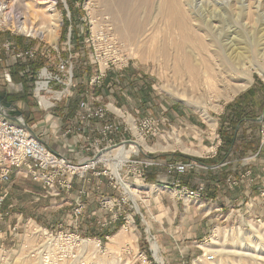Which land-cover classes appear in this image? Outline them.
Wrapping results in <instances>:
<instances>
[{
  "label": "rangeland",
  "instance_id": "1",
  "mask_svg": "<svg viewBox=\"0 0 264 264\" xmlns=\"http://www.w3.org/2000/svg\"><path fill=\"white\" fill-rule=\"evenodd\" d=\"M0 1L8 6L16 5L19 14L27 12L32 15L33 10L40 11L43 7L40 5L43 0ZM55 1L61 22L57 45L0 26V52L3 51L13 59L6 64L5 56L0 54V97H18L24 92V86L13 82V78L14 86L8 85L5 78L8 72L5 70L13 68L15 62L28 65L26 71L20 73L23 76L27 75V71L33 72L29 65L36 63L40 67L34 77L37 76L38 79L42 76L46 81V77L58 75L63 76V82L53 79L47 84L48 91L41 93L47 100L50 99L44 103L47 110L39 109L36 104L35 84L27 89L33 95L30 103H27L28 107L24 103L19 107L15 104L34 133L46 132L49 126L46 119L51 124L53 119L49 116H56L54 113L60 109H57L59 106L69 105L76 99L78 104L85 101L90 109L103 106L107 110L106 116L112 115L114 121L123 126L126 135L110 144L101 142L85 145L84 152L88 155L73 160L75 164L90 165L84 179H81L83 182H100L98 193H94L95 201L88 209L80 202L82 193L72 192L74 184L69 195L64 193L63 202L55 200L45 190L43 195L47 197L37 200L38 195H42L40 189H35L36 187L21 179L26 170L14 174L12 184L11 177L7 182H10L5 201L7 210L11 214L19 212L18 215H23L24 220L18 223L20 229L14 231L12 226L9 231L4 225L5 214L3 215L0 222V264H37L40 258L46 256L50 257V264H215L219 261L221 264H264V251H258L260 248L264 249V176L262 174L257 178L259 174L254 172V164L261 154L240 156L237 161L231 160L225 166L215 168L213 171L218 173V179L223 180L222 189H226V192L222 191L218 200L205 207L188 201L187 198L193 197H188L175 185L172 190L176 192L171 196L165 195L163 200H157L154 193L136 186L147 180L150 168L160 164L162 166V163L152 158L165 155L178 154L192 159L193 161L184 163L188 167L187 172L210 171L205 165L216 153L218 123L226 114L227 107L241 94L257 83L264 84V77L260 72L264 69V55L252 54L246 44L240 46L237 70L229 83L239 82L243 73L251 75L252 83L236 95L221 92L209 94L207 98L203 92L187 94L179 90L181 83L187 81L185 76L176 77L171 70L165 71L158 60L132 57L130 51H125L121 43L119 45L113 31L108 32L106 38L103 37L105 41L97 40L87 8L89 4L97 7V0ZM32 17L38 22L35 14ZM255 18H241L239 23H249L252 30L251 26L256 24ZM241 29L244 36L254 37L250 29ZM155 30L158 32L150 31V36L156 35L161 39L165 34L164 28ZM13 41L16 43H12ZM27 51L33 57L27 56L25 62L17 58L18 54ZM115 52L118 53L117 57ZM61 65H65L64 71L61 70ZM110 76L117 77L120 81L124 79L126 83L127 77H136V88H147V92L152 94V100L141 107L137 102L133 108L119 107L103 101L95 92H107ZM110 84L113 89L116 82L112 81ZM227 95L233 98L228 99ZM78 110L81 116L80 106ZM145 120L150 122L152 128L143 126ZM83 121L91 124L94 120ZM262 121L263 118L258 119L261 122V151L264 149ZM35 123L36 127L33 126ZM79 126V123H74L73 131H77ZM178 142L199 154L181 150ZM172 146L176 147L173 149ZM120 148L130 151L127 162L120 169L122 180L114 172L116 153ZM107 153L110 155L107 162L93 163ZM242 157L244 158L240 160ZM167 165H164L166 169ZM240 174H244L243 182ZM210 176L209 173L208 180ZM256 180L260 184L255 185ZM6 184L3 187L5 189L9 186ZM199 184V188L201 185L204 188L197 198H201L206 188L204 182ZM77 197L78 202L74 200ZM115 225L119 228L118 232L102 240L99 234L112 230ZM118 235H121L120 241L114 244L112 240ZM111 245L116 249H112ZM250 245L251 249L248 250ZM213 250H220L219 254ZM210 254L215 256L212 261L206 257Z\"/></svg>",
  "mask_w": 264,
  "mask_h": 264
},
{
  "label": "bare ground",
  "instance_id": "2",
  "mask_svg": "<svg viewBox=\"0 0 264 264\" xmlns=\"http://www.w3.org/2000/svg\"><path fill=\"white\" fill-rule=\"evenodd\" d=\"M55 4V0H43L40 11L33 10V14L28 15L27 12L19 14L16 5L8 6L0 1V26L57 45L61 22ZM96 4L97 7L89 4L87 8L98 41H105L107 33L113 31L119 45L122 44L125 51H130L132 57L158 60L165 71L171 70L176 77L185 76L187 81L181 83L179 90L187 94L203 92L207 98L209 94L221 92L236 95L252 83L251 75L247 73H243L239 82L229 83L237 70L240 46L246 44L252 54L264 55V0H97ZM34 14L38 22L33 20ZM249 16L256 17V26L252 25V30L249 23H239L241 18ZM159 28L165 30L161 39L156 35L150 36V31L158 32L155 29ZM241 28L250 29L254 37L244 36ZM110 42L117 44L111 40ZM116 54L118 56L115 52V56ZM260 72L264 77V69ZM227 97L233 98L230 95ZM13 111L12 107H4L3 110L5 113ZM141 143H144L143 140ZM178 144L187 153L199 154L179 142ZM129 152L125 148L115 152L114 172L119 180H122L120 169L127 162ZM109 156L108 153L104 154L93 163L107 162ZM43 234L46 235L45 232ZM120 238L121 235H118L112 242L118 244ZM255 247L258 249V244ZM111 248L116 249L112 245ZM213 251L219 254L220 250ZM258 251L263 252L264 249L260 248ZM244 255L246 256L245 252ZM37 264H50V257L40 258Z\"/></svg>",
  "mask_w": 264,
  "mask_h": 264
},
{
  "label": "crops",
  "instance_id": "3",
  "mask_svg": "<svg viewBox=\"0 0 264 264\" xmlns=\"http://www.w3.org/2000/svg\"><path fill=\"white\" fill-rule=\"evenodd\" d=\"M12 43L15 44L16 42L13 41ZM1 52L0 54L5 56L4 59L6 60L5 63L7 64L8 60H11V57H8L7 54H5L3 51ZM1 55L0 57H2ZM15 63L16 65H14L13 68L11 67L7 71L5 70V72L11 73L12 75V72L15 71L16 66L21 65V63ZM31 65L33 64L31 63ZM27 66L28 65H26L25 67L27 68ZM115 78H113V76H110V82H116V85L112 87L113 89L110 88L111 84L109 82L107 92H95V94L101 97L103 101H107L108 103H111L113 105L117 104L119 107L129 106L130 108H133V105H137L135 104L137 102L139 103V107H141L142 105H148V103L152 100V94L151 92H147V88H143V90L146 92L142 90V86L136 88V84L138 83V79L136 77L131 79L130 77H127L129 80H127V83L126 81H124V79L120 81L119 78ZM8 85H10V87H13L12 84L8 83ZM118 85H121V87H118ZM32 96L33 95L29 91L23 92V94L18 97L17 95L2 97L8 102L16 104L18 107L20 104L24 103L25 107L27 108V103H30V97ZM77 104L78 102H76L75 99L71 101L69 105L59 106L57 109H60L56 111L57 113H54V115H56L54 116L55 118L53 116H49V118L53 119V122L50 124L48 122L50 120L46 119V122L49 125L48 128H46V132L41 133V131H35L36 135L52 150L66 156L71 160H78L81 157L88 155V153L84 152L86 151L84 146L90 145L94 140H98L101 138L99 133L96 132V128L99 127L102 123L110 122L117 124V122L114 121L113 116L110 114L107 115L103 120H94L91 122V124H86L80 116V110H78ZM259 118H263L264 121V84L261 83H257L253 88L241 94L233 103H231L227 107L226 114L218 123L219 126L217 124H213L218 126V139L215 147L216 156H212L214 158L208 161V163L205 165V167H208L210 171L204 173L199 170L189 171L183 176L182 179L183 185L192 191L199 188L200 182H204L206 184V188L201 198H187L188 201L205 207L206 204L218 200L221 192H226V189H222L224 188V182L218 181V173L214 172L213 170L221 165L225 166L231 160L237 161L240 156H257L258 154H261L257 163L254 164V172H258L259 175L256 176L257 178L261 177L262 174L264 176V149L261 151V122H258ZM74 123H76L77 125L79 123V125L84 126L83 131L78 132L74 130L69 135V137H66L64 135L66 130L68 128H74ZM88 125L90 127H88ZM33 126L36 127V123ZM125 135L126 132L118 134L115 138L116 141L119 137L121 138ZM243 158L244 157H242L240 160H242ZM152 159L154 161L162 163V166L160 164L150 168L147 180H143L142 183L139 182L138 184H136V186H138L139 189H146V191L149 190V192L154 193L157 200H163L165 198V195L171 196L176 192L175 190L173 191L172 188L174 186V181L178 176L177 174L168 175L166 166L164 165H167L168 163H186L193 160L178 154H170L161 156L160 158ZM227 170L225 172H227ZM209 173L211 176L208 180L207 175ZM212 174L214 175L212 176ZM239 176L242 177L241 182H243L242 180L244 178V174H240ZM14 177L15 176L13 174L12 180L10 181L11 183L9 182L10 184H12ZM21 179L27 181L29 184L33 185V187H36L35 189H40L42 195L39 194V198H37V200H40L42 197H47L45 196V194L43 195L44 190L51 197L55 198V200L59 199L57 200L59 202L65 201L64 193H67V195L70 194L69 192L60 188L55 181L51 180L50 185L45 184L44 181L34 179L33 175L28 171L22 173ZM71 181L74 184L72 192L79 191L78 193H82L83 198H80V202L83 203V207L88 209L90 207L89 205L93 204L95 201L94 193H98L100 182H97L95 180L93 183L89 181L83 182L81 179L77 178H73L71 179ZM262 182H264V179L262 180ZM9 183H7L6 185H8ZM10 184L5 189L7 192L9 191ZM258 184H260V182L256 180L255 185ZM254 199H257V197H255ZM74 200L78 202L79 198L77 197ZM96 203L98 202L96 201ZM3 211L5 214V219L3 221L7 229L10 231L12 229V226H14V231L20 229V225L18 223L19 221L22 222L24 220L22 217L23 215H18L19 212L16 214H11L7 210V202H5L4 204ZM118 230V226L115 225L112 230H106L105 233L99 234V236L102 240H105L108 236L116 234ZM12 234L13 233H11V235Z\"/></svg>",
  "mask_w": 264,
  "mask_h": 264
},
{
  "label": "built area",
  "instance_id": "4",
  "mask_svg": "<svg viewBox=\"0 0 264 264\" xmlns=\"http://www.w3.org/2000/svg\"><path fill=\"white\" fill-rule=\"evenodd\" d=\"M27 56L33 57V54L29 51L18 54L17 58L25 62ZM64 71L65 65L60 66ZM30 74L29 71L26 72ZM6 81L14 86L12 82L11 73L6 74ZM32 85L36 86L34 98L39 109L47 110L44 103L49 101L42 96L41 93L48 91L47 84L53 79L62 83L63 76L46 77L44 81L40 76L37 79L32 77ZM51 81V82H52ZM32 86V87H33ZM80 109L82 110L81 118L87 120H101L106 116L107 110L102 106L95 109H90L85 101L80 102ZM144 127L152 128L150 122L143 121ZM77 125V124H76ZM84 126H79L78 132L83 131ZM73 131L72 128H68L65 132V136ZM96 132L101 136L100 139L94 140L92 144H99L106 142L108 144L116 141V136L124 132L123 126L105 122L96 128ZM261 135L264 142V130H261ZM89 140V139H88ZM88 166V167H85ZM87 168L90 165L75 164L74 161L67 159L64 155L52 150L44 141H42L36 133L30 131L21 118L12 120L6 116L0 115V222L3 219V207L8 195L5 190L4 184H6L13 174H17L26 170L30 172L34 179L44 181L45 184L50 185V181H55L60 188L69 192L73 183L71 179L76 176H80V179H84ZM188 167L184 163H170L167 165V174H177L178 177L174 181V185L177 186L180 191L185 192L188 197L197 198L201 195V191L204 186H200L196 191H189L187 187L182 185L181 177L187 173ZM207 260L212 261L215 259L213 254L207 255Z\"/></svg>",
  "mask_w": 264,
  "mask_h": 264
},
{
  "label": "trees",
  "instance_id": "5",
  "mask_svg": "<svg viewBox=\"0 0 264 264\" xmlns=\"http://www.w3.org/2000/svg\"><path fill=\"white\" fill-rule=\"evenodd\" d=\"M25 66L26 65L17 66L16 69H15V73L12 72V78H13V82L19 83V84L24 86L23 87L24 88V92L25 91L29 92L28 91L29 87H32L31 86L32 85V81H33L32 77H34V75H36L35 73H36V71L38 70V68L40 66L39 65H35V64H33V65L30 64L29 67L31 68V71H33V72H30V74H27V75L25 74V75L21 76L20 73L23 72V71H26V67ZM76 102H78V101L76 100ZM78 107H79V104H78ZM218 181L219 182H223L222 179H218ZM182 185H183V180H182Z\"/></svg>",
  "mask_w": 264,
  "mask_h": 264
},
{
  "label": "water",
  "instance_id": "6",
  "mask_svg": "<svg viewBox=\"0 0 264 264\" xmlns=\"http://www.w3.org/2000/svg\"><path fill=\"white\" fill-rule=\"evenodd\" d=\"M0 103H1V105H0V114L6 116L8 118H11L12 120H16L18 117H20L22 119L23 123L25 124V126L30 131H32L30 126L28 125V122L25 119L24 114L17 109V106L15 104H12V103L8 102L7 100L3 99V97H0ZM4 107H7V108L8 107H12V108H14V111L12 113H5V112H3Z\"/></svg>",
  "mask_w": 264,
  "mask_h": 264
},
{
  "label": "flooded vegetation",
  "instance_id": "7",
  "mask_svg": "<svg viewBox=\"0 0 264 264\" xmlns=\"http://www.w3.org/2000/svg\"><path fill=\"white\" fill-rule=\"evenodd\" d=\"M1 105V104H0Z\"/></svg>",
  "mask_w": 264,
  "mask_h": 264
}]
</instances>
